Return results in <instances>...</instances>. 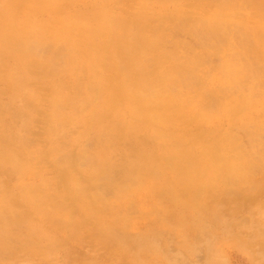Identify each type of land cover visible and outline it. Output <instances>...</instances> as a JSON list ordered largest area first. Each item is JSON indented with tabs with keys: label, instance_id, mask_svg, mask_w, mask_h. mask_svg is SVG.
I'll return each instance as SVG.
<instances>
[{
	"label": "rangeland",
	"instance_id": "obj_1",
	"mask_svg": "<svg viewBox=\"0 0 264 264\" xmlns=\"http://www.w3.org/2000/svg\"><path fill=\"white\" fill-rule=\"evenodd\" d=\"M71 1L73 2V0L62 1L64 5L63 9L65 8L66 12L62 11L63 14L62 12L60 13L61 17L54 15L52 13H50L51 15L41 14L40 16L28 17L24 13L23 6H22L24 5L25 0H0V158H1V155L4 154L5 152L13 151L14 153H17L20 156V158H23L22 159L23 164H25L24 166H27V169H26L27 172H22V171L15 172L14 175L11 176L12 177L11 181H8L9 183L7 182L9 178L6 177V180L5 179L3 180L7 182L6 187H9V188L12 187L16 189L20 185H28V184L30 186H27V187L42 186L44 189L48 190V192L54 193V194L58 192V195L64 198L65 195H67V191H69L70 193V191H72L75 186L79 187L81 185L80 188H85V187L88 188L91 186V183L93 181L87 180L85 174L88 172H91L92 169L89 165L79 166V167H74V168L71 167L72 169L69 172L71 174L70 175L68 174L66 176L65 174H67L68 172L67 173H64V172L61 173V172L63 170L69 171L66 169H70L69 168L70 165L68 167V164L66 165L60 164L61 166L64 165L63 167H61L60 165H56L55 161L58 159V157H60L59 154H61L60 153L61 151L62 153H76V154L79 153L81 155H87V152H88V153L95 154V156H97V158L99 160H102L104 163L110 162V163H113L119 166L123 165L126 162L133 163L135 165L144 163L146 167L145 170H143L142 172L141 171L139 172V170H137V173L135 174L134 172L133 174L136 175V178L137 177L139 178L140 176L139 174L144 173L143 182L144 181L148 182L151 189H150V192L138 190L137 185L140 184L141 180H137L136 185L134 184L137 188L133 186L134 189L131 192L123 195L122 202H118L119 209L115 211L104 210V213H101V211L103 210L102 208L107 209L108 205L105 202H103L101 199L93 198L94 193L89 194V195L87 194V196H83L84 199L80 198L81 202L79 201V203L76 202V200H71L67 198L64 202L65 204L64 207H67L69 205V208L71 209L73 208V209L71 210L68 208L67 210H64L62 208L63 212H62V209H60L59 212H57L54 215L55 217H52V218H54V221L60 222L59 221L60 219L68 221L67 218L71 216L69 217L70 221L71 220L73 222L77 221V222H80V224L87 223V222L92 223L89 225L88 224L76 225L78 230L73 227L61 226L62 228H64L62 230L56 227H52L49 221H44V219L39 215L28 214L27 211H25V214L23 213L24 214L22 216L23 222L21 223L18 220H15L14 218L13 219L14 221H16V223L11 220L10 222L9 215H6L7 222H6V219H0V223L2 222V224H0V257L5 255L4 260L0 261V264H86V263L88 264H139L137 260L136 262L135 259L126 257V255L124 254L125 251L122 250L118 242L112 241V237L108 235V233H105L103 232V230H100L101 229L100 227L104 225L103 218H107V217L117 218V215L121 217L122 222H125V223L127 222L126 226L128 225L129 226L126 227V229L128 231V234H130L131 236H134V233H136L139 235H145V236L147 235L148 238L153 239L154 238L153 233L154 235H156L157 233L159 234L161 231H164V233H166L165 235L167 236H165V238L168 239V242L165 245L163 244L159 246L158 244L156 245L151 244L150 247H145V249L139 250L140 251L139 254L143 262L145 263L150 264L153 261H158V263L160 264H187L186 259H188L189 262L191 261L190 264L191 263L192 264H249V259L252 254L250 250H248V246L251 244L252 236L248 235L249 237L248 238L246 237L245 243H241V244L236 240H232V239L227 240L226 238L225 239L220 238L217 242L220 244L216 243V245L214 246L213 244L217 237L213 236L214 238L211 239L213 242L210 243L211 245H210L209 250L205 249V246L209 244L208 242H202V241L201 243L199 242L202 239L199 236V234L196 232V229L199 227L200 224L205 223L206 220L205 218L201 219V217L198 216L200 213L196 209V202H195L196 200L191 195L189 191V187L195 184L193 187H191V189L196 190L199 188L202 189L201 187L204 188V186H209L208 187L209 189L206 188L200 191L202 194L197 193L199 195V199L201 198L200 203H202L203 205L205 201H207L208 203L210 201L215 202V199H216L215 193L217 191L221 192L222 190H226L231 187L233 189L237 188L236 190H241V191L244 190L243 193L245 194L244 198L246 199L245 201L246 205H245V212L243 215H245L246 217L250 216L251 213L249 211H251L254 208L264 210V193L260 195V194H257V191L253 190L254 186H255V189L259 188V186L260 187L264 186V174L258 173V175H255V174L253 175L252 170L249 169V167L252 166L250 164L252 162L253 155H251V157L250 155H247V154H250L251 153L250 151L252 150V147L247 146L248 144L247 142H251V143L253 142V141H250L251 140L250 138L256 139L258 138L256 136H260L261 138L264 137V130H263L264 129V96H263L264 95V85L261 84L262 82H264V78H263L264 76L263 67L264 66H262L264 64L263 62L264 61L263 60L264 59L263 57L264 56V0H258L259 1L258 7L250 6V4L247 7V4L244 3V0H242V2H240V0H228V1L226 0H204L205 3L203 2V0H199V1L192 0L194 3L191 1V4L193 3L194 5H192L191 7H190V3L189 5L188 3H186V1H189V0H180V1L178 0L177 2H173V3L170 2L173 0H169L168 2L170 5L168 6V3H166L167 2L166 1L164 2L166 4H164V6L162 5L163 7L161 6V2H158L159 4L158 3L154 4L151 1V6H153V9H157L155 10L157 11V13L154 10H151V11L149 10L150 12L147 11L148 6H150L149 4L150 2L147 3L148 2L147 0H144V1L140 0L139 1L140 3L137 0L135 1L134 0L132 1L131 0L129 1L121 0L120 2H115V0L113 1L108 0L109 2H111L108 5V9L103 7L102 5L104 4L105 6L107 4L100 2V1H105V0H98L100 5H102L101 9L100 8L98 9L97 7L93 5L92 8H90L91 10L86 9V7L90 5L88 3H91L90 2L91 0H87L88 2L86 0H78V1L75 0L73 3ZM130 1L136 4L137 7L133 4L134 7L136 8H133V7L131 8L130 6H132V3H130L131 5L129 3L127 5V2H130ZM136 1L141 6V8H139L138 10L137 8L140 6L138 3H136ZM206 1L208 2L207 4H206ZM124 3L128 7H125ZM142 3L143 4L145 3V5L147 3L148 6H144ZM201 3L203 5H201ZM241 3L242 5L243 3L245 5L241 7ZM117 4H119V7H116ZM173 4L175 5L172 6ZM226 4H228V6H226ZM83 5L84 6L86 5V7H84ZM109 6H111V8H109ZM142 7H145V10L142 11ZM164 7L165 8L168 7L167 10L164 9ZM115 8L119 12L117 11L115 12L116 10ZM118 8H121V10ZM86 10L88 12H86ZM104 10L105 12L108 11L105 14L112 13L109 15L107 14L109 17L110 15L117 16L116 18H114V16H111V19L114 18V20L116 19L115 21H117V22L113 21L114 26L119 25L120 23H123V22L125 24L128 23L130 25H133L134 27L126 25L127 28L129 29L131 27L130 29H135V32L134 30L132 32L129 31L128 33L127 32L125 33L124 31L116 32L114 29L110 28L111 26L105 25V23L101 22L102 17L100 15V13H102ZM136 10L138 12V14H136L137 17L134 14H129V13H136L134 12ZM161 10H162V13H161ZM126 11H129V13L128 12L126 13ZM152 11H154V13ZM173 11L175 12L174 14H173ZM123 14L125 15L127 14V15L125 16ZM128 14L130 16L132 15L133 18L132 16L130 17ZM158 14H160V17H159L160 20L158 19ZM178 14L181 17H179L180 19L177 17V20H176V16H178ZM80 15L82 16L80 17ZM99 15L101 17L100 19H99ZM220 15H223V17L221 18ZM186 16L187 18H191L192 16V18L199 20L198 21L199 25L202 26L204 23L203 26L205 27L208 26L210 30L212 31L213 30L219 31L221 30V28H223V30L227 32V34L225 35V39L228 42L229 41L233 42V40L238 41V43L241 42L242 39L238 37L237 35H235L236 34L235 32L237 31V28H236L237 25L239 26L244 25L246 27L249 26L250 28H253L254 30L256 29L260 31L258 32L262 34L263 39L257 41L256 43H258V45L261 42L262 43L261 45H259L260 47L257 44L253 45L254 47H252V45H250L251 47H249L247 44H243L244 45L243 46L239 43V46H237V48L236 47L233 48L235 49L233 50V52L231 51L232 47H230L229 43L227 46L224 45L223 43L225 48L223 47V45L218 48V46L215 43L216 40L215 41L213 40L212 42L207 43L209 47L210 45H212L210 48L207 47V45L205 44L206 45L205 49L207 48L206 50H204V48H196L194 53L185 52L184 50L185 48L176 49V51L180 52L179 54H184L185 55L184 57L193 61L191 63H193L194 65L193 64L191 65V63H185L184 58L183 60L167 59L161 53H158L157 51L156 53H152V50L150 48L152 45H150V43L154 42L155 44L156 41L159 42V40L161 39L160 37H164L167 40H170V38L167 37L166 35L172 34L171 31L175 29V27H178L175 25L176 24L178 25L180 21H181L180 23L182 22L184 23ZM253 16L255 18H252ZM53 17L60 18L59 20H61L60 21L61 27L59 24L60 22L56 21L57 18H53ZM173 17H175L176 24L175 22L174 24L169 23V20H171ZM65 18L68 19L70 22L71 21L74 22V20H76L79 23V26H81L80 29L83 28L82 30H79V33H77L75 37L71 36L73 34L72 32H70L71 34L67 33L66 30L64 29L62 25V20ZM148 19L151 21V23L147 22ZM54 20L55 22H57L56 24H58L60 27V28L56 27L58 31H55L54 29L52 30V28H55V26H58L54 24L55 23ZM102 20H104V18ZM51 21H53L54 23ZM195 22H196V25H198L197 21ZM195 22L193 21V23ZM221 22H223L224 24L226 23L225 26ZM52 23L53 25H51ZM85 23H87L88 25H85ZM145 23L148 24L147 25L148 27L144 28ZM31 24H33L31 29L35 27L42 33L41 35H44L43 37H40L41 40L43 39L44 41H47L48 43H51V44L56 42L60 44L61 46L68 45L67 48H71L72 51L74 50L73 47H75V49L78 50V51L77 50L75 51L79 53L77 54V57L91 55L92 59L90 60L89 66L87 65L86 68H83L82 66H80L79 63H81V60H79V61H75L76 63L74 62L77 65L75 64L72 65L73 64L72 63L71 64L72 67L66 66L65 69L61 68V71L59 70L58 72H55L56 74L54 73L55 75L53 73H51V75L37 74L32 67L33 61L36 58L33 54L28 55L29 58L26 60V58L23 59L24 57L19 58L17 54L14 52V50H18L16 46V41L17 40L21 41L23 39V37L26 35L25 30H27L28 33H31V36L32 34L34 36L39 33V31H37L34 34V30L30 31L28 29L29 25ZM82 24H84L86 28H84L85 26L84 25L82 26ZM110 24H111V21H110ZM139 24L141 25L140 27L138 26ZM190 24L191 23L189 22L188 24L181 25V26L188 25V27L185 26L187 28L183 27L186 32L184 33L185 36L183 35L184 37L183 36L182 37L183 38L188 37V39L190 40L192 38L193 39L195 38L197 40V37L195 35H194L195 37L193 36L191 38L186 30L188 28L190 29L189 27ZM157 25L160 28H162V35L153 32L156 29V27H158ZM161 25L163 27H161ZM48 26L52 28L50 29L48 28ZM41 27H43V29L40 30ZM166 27L168 28V30H165L167 29ZM151 28L153 29L151 30ZM227 28L230 31L229 33H228ZM84 29L86 31H84ZM230 29L232 30L233 33L231 32ZM149 30L152 32H150ZM100 32H103V34H101ZM62 33H64V35H62ZM92 34H94L95 36H93ZM98 34H100L101 36ZM107 34L108 35L111 34V36L110 35L107 36L108 39L106 37ZM124 34H127L126 38H124ZM137 34L140 37H146L148 44L146 43H143L142 45L139 44L140 49L138 48L139 47L138 44L136 48L131 47V49L132 48L134 49V50L132 49L134 52L130 50V52L132 51V53L129 52L131 55L130 54L128 55H129V58L134 60L133 62L131 61V59L128 58V55H125V51H122L121 47H123L125 44L126 45L133 44L132 42H130V39L133 36L136 37ZM186 34H188V36ZM239 34L241 35V33ZM57 35L59 36V39ZM252 35L254 36V32H252ZM31 36L28 37V40L34 39L35 41L36 39H39L37 36H35L37 38H33V36L31 38ZM67 36L70 38V41L72 40L71 42L70 41L67 42L68 41L66 39ZM60 38L66 39L67 43L65 41L63 42V40ZM127 38L129 41L127 40ZM237 38L238 39L240 38L241 40L240 39L238 40ZM250 39L253 42L255 41L254 38H250ZM78 40H79V43H77ZM110 40H112L114 44H112V41ZM174 40H178V39H174ZM19 43L21 42H17V45ZM54 45H57V44H54ZM256 45L258 46L259 49L257 47L255 48ZM107 46H109L110 48H107ZM245 47L246 49L248 47L249 50L253 48L252 52L250 51L253 54L256 51H258V53L254 55L253 54L249 55L250 53L245 51ZM158 48L160 49V47ZM221 50L223 51L221 52ZM227 50L229 54H227ZM85 52H87L86 53L87 55L85 54ZM109 53H110V56H109ZM200 54H203V55L206 54L208 56H211L212 58L210 57V59L215 60V63H213L212 60H211L212 61L211 63H210V60H208L209 63L207 64L201 63L200 60L195 59V57L200 56ZM225 54H227L226 57H225ZM217 55L220 57L215 58V56ZM156 56L158 58H155ZM222 56L225 59H223ZM255 56H257L256 57L257 59L255 58L253 60L252 58ZM115 59H118V60H115ZM216 59L217 61L218 59L219 60L223 59L221 60L222 64L219 65V63L216 62ZM236 59H239L241 61L239 62L238 60L237 66H235L236 64L235 61H237ZM250 59L253 60L251 62L257 61V63L255 62L256 64L253 63L252 65V63L249 61ZM179 60L180 62H178ZM225 60L226 62L228 61L226 64L224 63ZM243 60L250 62V65L247 62H244ZM96 61H98V63ZM259 61H260V66L262 67V69L253 70V69H258ZM91 62H93L92 65H91ZM168 63L170 65H168ZM200 64H203V65L201 66ZM229 64L231 66H229ZM239 64L241 66H238ZM179 65H183V67H192V68L196 67L195 69L196 75H198L197 77L202 82L201 83L198 82L199 84L196 83L197 85L195 86L193 85L194 87L189 86L188 82H186L185 85L184 84L182 85L180 83L181 75H179L178 76L179 80L177 83L179 84V86L171 90V88H169L168 85L170 83H173L172 81L178 75L179 71H177V69H180ZM199 65L200 67H198ZM134 66H136L135 68L137 69L138 72L136 71V69L134 70ZM221 66L222 68H225L226 73L224 70H222ZM248 68L249 69L251 68V70H249ZM104 69L107 70V72L104 71ZM108 69L112 71L110 72ZM167 69L169 71H167ZM62 70L65 72H63ZM172 70H174L176 73H174ZM229 70L230 71L233 70L234 72L232 73ZM141 71L145 74L144 77ZM222 71H224V74L222 73ZM251 71H255L253 73L254 74L256 73L255 76L257 80H258L257 76L261 74L259 75V79H262V81H260L259 83L262 86L258 84L259 80L258 81L255 80L256 78L253 77L254 74L251 73ZM256 71L259 73L258 75ZM61 72H63V74H61ZM227 72L229 75L227 74ZM146 73L148 75H146ZM165 73L168 74L167 75L168 78L166 77ZM52 74H53V77H52ZM226 74L228 76H226ZM241 74L242 75L244 74L246 77L244 75L240 76ZM45 75H48L49 77ZM139 75L140 76L142 75V76L140 77ZM171 75L172 76L174 75L173 77L175 78L173 79L172 77V79L170 80L171 82L170 81L168 82L167 80L169 79V77L171 78ZM162 76H164V78H167V79H162L163 78ZM158 77H160V79ZM143 78L144 79L146 78L145 81ZM238 78L240 79L243 78L244 81L240 80L237 84ZM232 80H235V81H232ZM232 82H234L235 84ZM246 83L247 85L245 87L244 85ZM149 84L151 86L152 91H154L153 89L159 91L158 93L159 96L165 97L166 93L170 94V95L168 94V97L167 96L165 97L166 99L165 98L163 99L162 97V102H165L164 107H162V105L161 106L158 105V106H155L154 108V110H157V109L158 111L161 110L160 112H158V114H161V115L164 114L165 110L169 111V112L168 111L165 112V114L168 120L172 119L171 122L168 124L161 125L160 127L163 130H166L165 133L168 132L169 129L171 130L172 133L170 135H167L169 137L164 136L167 133L166 134L163 133L164 135L162 136V134H160L161 133L160 128H157L158 130H156L155 126L152 128L150 126H147L146 124L145 125L143 124V121L147 120L146 113L148 112V109L147 107H138L139 104L142 103L143 101L150 100L149 98L148 99L145 98L148 95L151 98L154 97L152 100H155V101H157L159 98L157 94L152 95L150 94L151 92L146 91L148 87L150 90ZM201 84L205 85V87L202 86L205 89H202L199 87L201 86ZM91 85L93 86V88H91ZM142 86H143V89L145 88L146 90H144L143 92L141 90L138 91L137 87L141 88ZM226 86L228 88L224 89V87ZM235 86H237L239 91L236 88H233ZM240 86L242 87L244 86V87L242 88ZM157 87H159L160 90L162 91H160L159 88ZM239 87L241 88V90ZM45 88L47 91L45 90ZM167 89L171 90L172 92L171 91H170L171 93L169 91L167 92ZM219 89H221L222 92L229 90L228 93H226L227 97L225 95V92H223V94L222 92L219 93ZM164 90L166 92H164ZM130 91H132L133 95L132 93L130 94ZM234 92L237 94H235ZM144 93L147 96L144 95ZM189 93H193V95L192 94L190 95ZM242 93H244L243 95L245 96V98L243 97V95L241 97ZM213 94H217L218 97L221 96L220 98H222L223 96L225 97L221 99L223 101L219 100V98L217 97L218 99L216 100L220 102L219 104L218 102L216 103L215 102L216 100L214 99L216 98L217 95L215 96ZM138 95L140 97L143 96L145 100H143L144 99L143 97L141 101L137 100ZM207 95H210V96L212 95L213 97L212 99L214 100L215 103L211 100V98L209 99L210 96L208 97ZM230 95H233V96L230 97ZM116 96H118V98ZM180 96H183L182 98L184 99H182ZM179 97L181 98L182 101L180 100ZM192 97L193 98L196 97V98L193 99ZM190 98L192 99V101L189 100ZM225 98H227V100ZM159 99H161V97ZM228 99H231L232 101L234 100L235 102L233 101L232 103V101L230 102V100ZM58 100L59 101L61 100L60 103ZM172 100H174L175 103ZM66 101H67V105L70 106V107L69 106L67 107L68 110L61 108L63 105L65 106L63 108H66L67 106ZM209 102L211 104H209ZM247 102L251 104H248ZM57 103H59L61 107L58 106L59 104L57 105ZM184 103H186L185 105L187 107L186 109L183 110L182 108H185ZM207 103H208L207 106H210V107L213 106V104L215 106L218 105L217 107L218 109H213L215 108V106H213L211 107V109L213 110H208L210 107L206 108ZM222 104L224 106H222ZM244 105H246L247 108L243 110L241 107L242 106L244 107ZM195 107H198V108H195ZM220 107H222V109ZM170 108L174 112H172ZM219 108L221 110H219ZM233 108L235 110H233ZM140 110L142 113L140 112ZM241 110L242 111L246 110V111L243 113ZM178 111L179 112L183 111L182 112L183 115L181 114V112L180 114H178L179 113ZM236 111H241L242 114L239 112L237 115ZM17 112L19 114L20 113L22 114L20 116H16V114L18 115ZM23 112L25 114V117H24ZM198 112H199V115L197 114ZM155 113H157V111ZM200 113H202L204 118L202 117V115L200 116ZM206 113H207V116H206ZM181 116L183 117L180 118ZM240 116H242V119ZM39 118L41 121L40 124H39L40 121H36V119L38 120ZM138 120L139 121L143 120V121L139 122ZM35 122H38V123H35ZM253 125L255 128L253 127ZM46 126H47V130H46ZM50 126H54L56 127V129L53 132L52 131L49 132L48 128ZM27 127H28V131H26ZM157 127H159V125ZM260 127H263V128H260ZM29 128L31 130H29ZM259 128L261 129V131ZM234 129L236 130L237 133H240L239 131L244 132L247 130V133L248 132L250 133L249 137H246V138L243 137L241 138L242 139L241 140L240 137H242L244 133L241 132L242 136L240 134H237L238 135L237 137L235 136L236 133ZM237 129L239 130L237 131ZM22 131H24L23 132L24 138L21 133ZM260 133L261 135L263 134V136L259 135ZM103 134H104V137H102ZM201 134H204V135L202 136ZM215 134L217 135V138ZM174 135H176V137L181 136L183 138L182 139L180 137L181 140H183L181 142L182 146L176 142V140L174 139ZM196 135L197 137L199 136V139H201V136L203 137L201 139V143H200L201 145L197 144L199 139L195 137ZM12 136H13L12 139L14 140L11 139ZM170 136L172 138H170ZM233 136L234 138H238V140L239 139L240 140L237 141V139H235L236 142L234 143L235 140ZM7 137H10V138L6 139ZM226 138L229 139L228 141L226 140L228 143L227 142L224 143ZM213 139L219 144L216 143ZM231 139L233 143L229 144V141H231ZM259 139L255 140L258 143V144L256 143L255 145L256 147L258 145V148H261V147L263 148L264 138H262L261 141ZM5 140L9 143H7ZM205 141H208L209 143H211V145L214 144L212 142L216 143L214 145L218 144L219 146L218 145L217 146L219 147V149L221 150L222 148V152L225 156L224 158H228V156L232 157L234 154H241L239 150L240 148L238 149L237 146L244 145L243 143H245L246 141V151L248 152V153L246 152V160L244 158H241L242 154L240 156L237 155L238 156L237 158H240V160L242 161L233 160V157H235L236 155L232 157V160L229 158V160L232 161V163L234 164L244 163V161H246V169H241L240 171V174L242 172L243 175L239 174L240 176L234 178L235 181H231V179H229L230 177L228 178V176L226 179V175L229 174L230 176V172L225 167L221 168V170L220 169L219 170L209 169V170H203L204 172H200V170H202L201 168H203L206 164L210 163L207 161L209 157L207 156V153L205 152L211 148V145L208 142L206 143ZM117 142L118 143L120 142L119 145ZM127 143L129 146L128 149H127ZM251 143L249 145H251ZM89 144H90V147L92 144L94 148L87 147L89 146ZM218 147L212 146V148L217 149V150H218ZM234 148L238 149L237 153L235 151L236 149L233 150ZM129 149H131V151ZM53 150H56V151H53ZM181 150H183L184 153H182ZM179 153H181V155L183 156V157H179V159L184 160V161L185 160L188 161V158L190 157V156L188 157V153H193L194 156L197 157V159L194 161L195 164L201 165V167L200 168H196L195 166L189 167L190 164H188V167H187V164L182 165L184 168L185 167L187 168L183 170H188L187 172H189V176L179 177L178 174L174 172L173 165H171L172 163L170 165H167L169 164V161L167 163V161L164 160L171 156L178 157ZM198 155L200 156L198 157ZM135 156L136 158H134ZM248 156L250 157L249 159H248ZM142 157L146 159L143 160L144 158ZM191 158L192 157H190V159ZM157 159H158V164H156ZM225 160L229 161L228 159H225ZM58 166L62 168V170ZM153 167L154 168L157 167L158 171L154 169ZM10 168H12V166H10ZM168 168L171 170H169ZM121 170L123 171V169ZM20 172L22 173V175H20ZM155 172H156V177L154 175ZM59 173H61V175ZM62 174L65 177L66 182L64 181L61 182L62 180H64V177L62 176ZM198 174H199V177H196ZM201 175L202 177H204L203 175H206V178L204 177L203 179H200ZM68 176L70 177L72 176V178L74 176L75 179L74 178L72 179ZM123 179L124 177L122 176L121 180ZM75 182L76 183L78 182V183L76 184ZM212 184H215V186L217 185L218 187H213L214 185L211 186ZM58 187H61V188H58ZM166 190L171 191L173 193L171 194L161 193V191H166ZM160 193L163 194L162 197H160L159 195ZM173 195L176 197H174ZM213 197L215 199H213ZM85 199H89V200H85ZM96 200H97V203H96ZM176 200H179L178 203L176 202ZM214 202L209 203V206L213 207ZM101 203H104V204H101ZM129 204L130 205L132 204V205L130 206ZM81 205L86 206V209L84 211H81L80 209ZM44 207L45 209L46 207L49 208V210L52 208V206L50 205H45ZM99 207H102V208L99 209ZM124 207L127 208L126 210L128 209L129 211L133 210L134 213L133 211L126 212L125 210L122 212L121 210H123ZM134 207H137V208H134ZM155 208L156 210H153ZM75 210L77 211V213ZM69 211H71V213H69ZM79 211H80V214H79ZM72 212H75V213H72ZM128 214L131 216H129ZM89 219H91V222L87 221ZM8 221H9V224H8ZM10 223L12 226L10 225ZM106 223H109V222L107 221ZM44 225L45 227L43 228ZM249 225H250V222L246 221V233L247 234L249 231ZM20 227H23V228L20 229ZM48 227H50V229ZM81 227L82 229H80ZM197 235L200 238L199 241L195 238V237L198 238ZM8 238H12V240L10 242H6ZM34 238L35 240L37 239L35 243H34ZM108 238H110L111 241L107 240ZM196 242H199V243L197 244ZM139 246L142 247L141 245ZM212 246L214 247L213 251L211 250ZM244 246H246V248ZM131 248L132 246L127 247L125 249H131ZM201 248H202V251H200ZM175 249L176 251L174 252ZM203 250H206V251H203ZM260 251H261L260 254H264V250H260ZM200 257H205V260H203L204 258L201 259ZM79 260H81V262ZM121 260L123 263L120 262ZM199 260H202V261H199ZM259 264H264V261L262 259L259 260Z\"/></svg>",
	"mask_w": 264,
	"mask_h": 264
},
{
	"label": "bare ground",
	"instance_id": "obj_2",
	"mask_svg": "<svg viewBox=\"0 0 264 264\" xmlns=\"http://www.w3.org/2000/svg\"><path fill=\"white\" fill-rule=\"evenodd\" d=\"M62 1H65V0H25V3H24V5H22L23 6V11H24V13L28 16V17H33V16H40L41 14H49V15H51L50 13H52V14H54V15H57V16H60L61 17V12L62 11H64V12H66L65 11V8L63 9V3H62ZM68 1V0H67ZM75 0H73V2H74ZM78 1V0H77ZM87 1V0H86ZM109 1H111V0H109ZM108 0H105V1H100L101 3H105V4H107V5H105L104 6V4H102L103 5V7H105V8H107L108 9V5H109V3H111V2H109ZM113 1V0H112ZM121 0H115V2H120ZM127 1H129V0H127ZM132 1V0H131ZM127 2V5H128V3L130 4V3H132V2ZM135 1V0H134ZM133 1V2H134ZM138 2L140 1V0H137ZM136 1V3H138ZM144 1V0H143ZM148 2L147 3H149L150 4V6H151V1L154 3V4H157L158 2H161V6L163 5L164 6V4H166V3H168V6L170 5L169 4V0H147ZM167 1V2H166ZM178 0H173V1H170V2H177ZM180 1V0H179ZM191 1L192 0H189V1H186V3H188V5H189V3H190V7L192 6V5H194L193 3L191 4ZM199 1V0H198ZM226 1H228V0H226ZM72 2V1H71ZM72 2V3H73ZM82 2V1H81ZM88 2V1H87ZM91 3H88V4H90L89 6H87L86 7V5H88V4H86L84 7H86V9H90V8H92V6L94 5L95 7H97L98 9L100 8L101 9V7H102V5H100V3H99V1L98 0H91L90 1ZM164 2H166V3H164ZM203 2L205 3V1L203 0ZM215 2V1H214ZM219 2V1H218ZM233 2V1H232ZM240 2H242V0H240ZM140 3V2H139ZM138 3V4H139ZM146 3V5H145V3L143 4L144 6H148V4ZM152 3V4H153ZM179 3V2H178ZM185 3V2H184ZM208 2L206 1V4H207ZM223 3H225V2H223ZM229 3V2H228ZM244 3L245 4H247V7H248V5L250 4V6H255V7H258L259 6V1L258 0H244ZM243 3V5H245ZM120 4V3H119ZM119 4H117L116 5V7H119ZM125 4V3H124ZM134 3H132V6H130L131 8L133 7V8H136L137 7V5L136 4H134L136 7H134V5H133ZM159 4V3H158ZM197 4V3H196ZM72 5V4H71ZM82 5V4H81ZM80 5V6H81ZM115 5V4H114ZM122 5V4H121ZM142 5V6H143ZM175 4H173L172 6H174ZM179 5V4H178ZM201 5H203L202 3H201ZM200 5V6H201ZM211 5V4H210ZM232 5V4H231ZM238 5V4H237ZM243 5H242V3H241V7H243ZM82 6V7H83ZM123 6V5H122ZM139 6H140V4H139ZM148 6V9H147V11L148 12H150L151 10H157V9H153V6ZM160 6V7H161ZM162 6V7H163ZM166 6V5H165ZM199 6V5H198ZM226 6H228V4H226ZM125 7H128V6H126V4H125ZM124 7V8H125ZM129 7V8H130ZM150 7V8H149ZM157 7V6H156ZM189 7V8H190ZM222 7V6H221ZM236 7H238V6H236ZM80 8V7H79ZM109 8H111V6H109ZM114 8V7H113ZM112 8V9H113ZM139 8H141V6L140 7H138L137 8V10L139 9ZM168 8V7H167ZM167 8H165L164 7V9H166L167 10ZM188 8V7H187ZM213 8V7H212ZM245 8H246V6H245ZM84 9V8H83ZM116 9V8H115ZM118 9H120L121 10V8H118ZM163 9V8H162ZM183 9V8H182ZM202 9V8H201ZM224 9H226V8H224ZM85 10V9H84ZM91 10V9H90ZM89 10V11H90ZM103 10V9H102ZM111 10V9H110ZM114 10V9H113ZM134 10V9H133ZM137 10L136 11H134V12H136V13H129V11H126V13L128 12L129 14H134V15H136V14H138V12H137ZM143 10H145V7H142V11ZM150 10V11H149ZM165 10V11H166ZM177 10V9H176ZM193 10V9H192ZM206 10H207V8H206ZM243 10V9H242ZM251 10V9H250ZM80 11H82V10H80ZM117 11V9L115 10V12ZM125 11V10H124ZM139 11H141V10H139ZM154 11H152L153 13H154ZM86 12H88L87 10H86ZM106 12H108V11H106ZM105 12V10L102 12V13H100V15H101V17H102V19L104 18V20H102L101 19V22H103V23H105V25H107V26H111L110 28H112V29H114L116 32H120V31H124L125 33L127 32H129V31H133L134 30V32H135V29H128L127 28V26L126 25H129V26H133V25H130V24H125L124 22L123 23H120L119 25H113V21H115L114 20V18H116L117 16H114V15H110V17L108 16L109 14H112V13H107V14H105L106 13ZM117 12H119V11H117ZM123 12V11H122ZM151 12V13H152ZM156 13H157V11H155ZM170 12V11H169ZM179 12V11H178ZM69 13V12H68ZM80 13V12H79ZM161 13H162V10H161ZM175 12L173 11V14H174ZM19 14V13H18ZM62 14H63V12H62ZM65 14V13H64ZM104 14V15H103ZM122 14V13H121ZM128 14V15H129ZM149 14V13H148ZM171 14H172V12H171ZM180 14V13H179ZM178 14V16H176V20H177V17L179 18V17H181L180 15ZM220 14V13H219ZM253 14V13H252ZM54 15H52V16H54ZM100 15H99V19L101 18L100 17ZM123 15H125V14H123ZM127 15V14H126ZM125 15V16H126ZM155 15V14H154ZM168 15H169V13H168ZM239 15H240V13H239ZM255 15V14H254ZM75 16V15H74ZM82 15H80V17H81ZM111 16H114V18H112L111 19ZM130 16V15H129ZM128 16V17H129ZM132 16V15H131ZM130 16V17H131ZM140 16H142V15H140ZM200 16V15H199ZM235 16V15H234ZM76 17H78V16H76ZM120 17V16H119ZM136 17H137V15H136ZM159 17H160V14H158V19H159ZM190 17V16H189ZM220 17L222 18L223 17V15H220ZM241 17V16H240ZM51 18V17H50ZM53 18H57V17H53ZM75 18V17H74ZM87 18V17H86ZM96 18V17H95ZM95 18H93V19H95ZM132 18H133V16H132ZM191 18H192V16H191ZM187 18V16H186V19L185 20H187V21H185L184 20V23L182 22V23H178V25L176 24V20H175V17H173L171 20H169V23L171 24V23H173L174 24V22H175V26H178V27H175V29H173L171 32H172V34H169V35H166L167 37H169L170 38V40H167L166 38H164V37H160L161 39L159 40V42L158 41H156L155 42V44H154V42L153 43H150V45H152L150 48H151V50H152V53H156V51L158 52V53H161L165 58H167V59H181V60H183V58H184V60H185V63H191V62H193V61H191L190 59H188V58H186V57H184L185 55L184 54H179L180 52H178V51H176V49H178V48H181V49H184L185 50V52H190V53H194V51L196 50V48H204V50H206L205 49V46L207 45V47H209L208 46V42H212L213 40L215 41L216 40V45L218 46V48L220 47V46H222L223 45V43H224V45H228V43L230 44V47H232V52H233V50H235V49H233L234 47H236L237 48V46H239V43L241 44V45H243V44H247L249 47H251L250 45H252V47H254L253 45H255V44H257L258 45V43H256L257 41H259V40H261V39H263L262 38V34L261 33H259L260 31L259 30H254L253 28H250L249 26H244V25H237L236 26V28H237V31L235 32L236 34L235 35H237L238 37H240L239 39L241 40V42H239L238 43V41H234L233 40V42H231V41H226V39H225V35L227 34V32L225 31V30H223V28H221V30H210V28L208 27H205V26H203L204 25V23H203V25L201 26V25H199L198 24V21L199 20H196V19H194V18ZM202 18V17H201ZM252 18H255L254 16L252 17ZM60 18H57L56 19V21H61V20H59ZM70 19H71V17H70ZM118 19H120V18H118ZM117 19V20H118ZM150 19V18H149ZM147 20V22H150L151 23V21L150 20ZM180 19V18H179ZM198 19H200V18H198ZM203 19V18H202ZM201 19V20H202ZM251 19V18H250ZM155 20V19H154ZM160 20V19H159ZM158 20V21H159ZM173 20H175V21H173ZM110 21H111V24H110ZM121 21V20H120ZM163 21V20H162ZM193 21L195 22V21H197V24L198 25H196V22L195 23H193ZM203 21V20H202ZM51 22H53V21H51ZM54 22H55V20H54ZM53 22V23H54ZM99 22H100V20H99ZM98 22V23H99ZM115 22H117V21H115ZM133 22V21H132ZM137 22V21H136ZM135 22V23H136ZM191 23L190 24V29L188 28V29H186L187 30V32H188V34H189V36L192 38L194 35L197 37V40L194 38H192L191 40L190 39H188V37H185V38H183L184 36H185V30H184V28L183 27H185V26H187L188 27V25H185V26H181V25H184V24H188V23ZM53 23L51 24V25H53ZM57 22H55L54 24H56ZM83 23V22H82ZM102 23V24H103ZM141 23V22H140ZM162 23V22H161ZM202 23V22H201ZM210 23V22H209ZM222 24H224L223 22H221ZM60 24V27H61V22L59 23ZM115 24H117V23H115ZM163 24V23H162ZM180 24V25H179ZM205 24H206V22H205ZM226 24V23H225ZM225 24H224V26H225ZM56 25H58V24H56ZM62 25H63V27H64V29L66 30V32L67 33H70V32H72L73 34L71 35L72 37H75L76 35H77V33H79V30H82V29H80V27L81 26H79V23L76 21V20H74V22L73 21H69L68 19H63L62 20ZM84 24H82V26H83ZM85 25H88L87 23H85ZM84 25V26H85ZM148 24L147 23H145L144 24V28L145 27H148L147 26ZM211 25V24H210ZM32 26H33V24H31V25H29V27H28V29L30 30V31H32V30H34V34L37 32V31H39L37 28H35V27H33V29H31L32 28ZM139 27L141 26L140 24L138 25ZM158 26V25H157ZM220 26V25H219ZM47 27V26H46ZM56 27H59V25L58 26H55V28H52V27H50V26H48V28H52V30L54 29L55 31H58V29L56 28ZM59 27V28H60ZM134 27V26H133ZM132 27V28H133ZM151 27V26H150ZM161 27H163L162 25H161ZM187 27H185V28H187ZM211 27V26H210ZM84 28H86V26L84 27ZM167 28V27H166ZM41 29H43V27H41L40 28V30ZM127 29V30H126ZM141 29V28H140ZM139 29V30H140ZM153 28H151V30H152ZM228 29V28H227ZM19 30V29H18ZM106 30V29H105ZM145 30H147V29H145ZM165 30H168V28L167 29H165ZM231 30V29H230ZM60 31V30H59ZM78 31V32H77ZM84 31H86L85 29H84ZM143 31V30H142ZM150 31V30H149ZM259 31V32H258ZM112 32H114V31H112ZM150 32H152V31H150ZM149 32V33H150ZM154 33H157V34H161L162 35V28H160L159 26L158 27H156V29L153 31ZM230 31H229V29H228V33H229ZM231 32H232V30H231ZM237 32H239V33H241V35L239 34V33H237ZM252 32H254V36L252 35ZM88 33V32H87ZM92 33H93V31H92ZM101 34H103V32H100ZM106 33V32H105ZM104 33V34H105ZM137 33V32H136ZM136 33H134V34H136ZM142 33V32H141ZM233 33V32H232ZM258 33V34H257ZM23 34H24V32H23ZM25 36L23 37V39L21 40V41H19V40H17L16 41V46H17V49L18 50H14V52L17 54V56L19 57V58H23V59H25L26 58V60L29 58V56L28 55H30V54H33L36 58L34 59V61H33V64H32V67H33V69L35 70V72L37 73V74H39V75H41V74H48V75H51V73H55V72H58L59 70L61 71V68H64L65 69V67L66 66H71V64L72 65H74L76 62L75 61H79V60H81V63H79L80 64V66H82L83 68H86V66L88 65L89 66V64H90V60L92 59L91 58V55H88V56H80V57H77V54H79L78 52H76L75 50H77V49H75V47H73V51L71 50V48H67V46L68 45H66V46H61L60 44H58V43H56V42H52L53 44H51V43H48L47 41H44L43 39L41 40L40 39V37H43L44 35H41L42 33L39 31V33L38 34H36V35H34L33 36V34H32V36H33V38H39V39H36L35 41H34V39H32V40H28V37H30L31 36V33H28L27 32V30H25ZM71 34V33H70ZM94 34H95V32H94ZM94 34H92L93 36H95ZM188 34H186L187 36H188ZM231 34V33H230ZM240 36H239V35ZM62 35H64V33H62ZM69 35V34H68ZM98 35H100V34H98ZM110 36H111V34H109ZM108 34L106 35V37L107 36H109ZM184 35V36H183ZM192 35V36H191ZM229 35V34H228ZM234 35V34H233ZM32 36H31V38H32ZM35 36H37V37H35ZM46 36H47V34H46ZM52 36V35H51ZM51 36H49V37H51ZM56 36V35H55ZM58 36V35H57ZM61 36V35H60ZM70 36V35H69ZM70 36V37H71ZM101 36V35H100ZM126 36H127V34H124V38H126ZM128 36H129V34H128ZM183 36V37H182ZM194 36V37H195ZM251 36H253V37H251ZM182 37V38H181ZM229 37V36H228ZM235 37V36H234ZM94 38V37H93ZM250 38H254L255 39V41L253 42V41H251V39ZM58 39H59V36H58ZM60 39H62V38H60ZM68 41H67V40ZM66 39H62L63 40V42L65 41H67V42H69L70 41V38L67 36V38ZM107 39H108V37H107ZM147 38L146 37H140L138 34L136 35V37L135 36H133L131 39H130V42H132L133 44H125V42H124V46L123 47H121L122 48V51H125V55H128V54H130V53H132V51L134 50L133 48V50L131 49V47H134V48H136V46H137V44H138V46H139V44H143V43H146V44H148V41L146 40ZM150 39V38H149ZM174 39H178V40H174ZM235 39V38H234ZM238 39V38H237ZM238 39V40H239ZM127 40H128V38H127ZM126 40V41H127ZM72 41V40H71ZM70 41V42H71ZM110 41H112V40H110ZM129 41V40H128ZM17 42H21V43H19L18 45H17ZM66 42V43H67ZM77 42V41H76ZM117 42V41H116ZM252 42V43H251ZM61 43H62V41H61ZM77 43H79V40H78V42ZM106 43H108V42H106ZM110 43V42H109ZM214 43V42H213ZM212 43V44H213ZM251 43V44H250ZM262 43V42H261ZM261 43L259 44V45H261ZM54 44H57V45H54ZM112 44H114L113 43V41H112ZM206 44V45H205ZM118 45H119V43H118ZM210 45V44H209ZM223 45V47L225 48V46ZM247 45H245V46H247ZM255 46V48L257 47L258 48V46ZM114 46V45H113ZM212 45H210V47H211ZM215 46V45H214ZM244 46V45H243ZM105 47H106V45H105ZM104 47V48H105ZM119 47H120V45H119ZM158 47H160V49L158 48ZM209 47V48H210ZM260 47V46H259ZM107 48H110L109 46H107ZM139 49H140V46L138 47ZM217 48V49H218ZM92 49V48H91ZM221 49V48H220ZM259 49V48H258ZM82 50V49H81ZM93 50V49H92ZM130 50H132L131 52H130ZM252 50H253V48L251 49V50H249L248 49V47H247V49H246V47H245V51H247V52H249L248 54L249 55H252L253 53H251L252 52ZM257 50V49H256ZM261 50V49H260ZM78 51V50H77ZM85 51V50H84ZM117 51H118V49H117ZM139 51V50H138ZM223 50H221V52H222ZM251 51V52H250ZM130 52V53H129ZM134 52V51H133ZM220 52V51H219ZM253 52H255V51H253ZM82 53H83V51H82ZM87 52H85V54H86ZM104 53V52H103ZM114 53V52H113ZM124 53V52H123ZM136 53V52H135ZM181 53H183V52H181ZM256 53H258V51H256L254 54H256ZM222 54V53H221ZM224 54V53H223ZM227 54H229L228 53V50H227ZM227 54H225V57L227 56ZM235 54H236V52H235ZM244 54V53H243ZM242 54V55H243ZM253 54V55H254ZM76 55V56H75ZM83 55V54H82ZM87 55V54H86ZM131 55V54H130ZM136 55V54H135ZM191 55V54H190ZM245 55H246V53H245ZM245 55H244V57H245ZM32 56V55H31ZM109 56H110V53H109ZM229 56V55H228ZM262 56V55H261ZM153 57H154V55H153ZM210 57L211 56H208V55H206V54H200V56H196L195 57V59H197V60H200L201 61V63H203V64H207V63H209V61L208 60H210V63L213 61V63H215V60H212V59H210ZM217 57H220V56H215V58H217ZM257 56H255V57H253L252 59L254 60L255 58H256ZM258 57H259V55H258ZM264 57V56H263ZM93 58H95V57H93ZM128 58H129V55H128ZM155 58H158L157 56L155 57ZM212 58V57H211ZM222 58H223V56H222ZM228 58V57H227ZM129 59H131V58H129ZM223 59H225V58H223ZM223 59H221V60H223ZM257 59V58H256ZM115 60H118V59H115ZM144 60V59H143ZM212 60V61H211ZM221 60H219L218 59V61H217V59H216V62L217 63H219V65H221L222 63V61ZM226 60H228V59H226ZM226 60L224 61V63L226 64L227 62H226ZM237 61H235V66H237V63H238V60L239 59H236ZM253 60H249L250 62L251 61H253ZM264 60V59H263ZM131 61H133L134 62V60H132L131 59ZM176 61V60H175ZM244 62H247L246 60H243ZM75 62V63H74ZM97 63H98V61H96ZM118 62V61H117ZM122 62V61H121ZM178 62H180V60L178 61ZM239 62H241L240 60H239ZM250 62H247L249 65H250ZM256 63H257V61H255ZM255 62H251L252 63V65H253V63H255ZM264 62V61H263ZM92 63L93 62H91V65H92ZM255 63V64H256ZM193 63H191V65H192ZM203 64H200L201 66L203 65ZM231 64V63H230ZM229 64V66H231ZM234 64V63H233ZM255 64H254V66H255ZM258 64H259V67H258V69H253V70H261L262 69V67L260 66V61L258 62ZM262 64V63H261ZM75 65H77V64H75ZM102 65V64H101ZM168 65H170L169 63H168ZM190 65V64H189ZM188 65V66H189ZM190 65V66H191ZM194 65V64H193ZM195 65H197V64H195ZM200 65L198 66V67H200ZM121 66V65H120ZM234 66V65H233ZM234 66V67H235ZM238 66H241L240 64L238 65ZM243 66H244V64H243ZM257 66V65H256ZM262 66H264V64L262 65ZM72 67V66H71ZM119 67V66H118ZM123 67H125V66H123ZM136 66H134V70L136 69L135 68ZM151 67V66H150ZM261 67V68H260ZM92 68V67H91ZM111 68V67H110ZM166 68V67H165ZM179 68L180 69H177V71H179L178 72V75L176 76V78L175 77H173L172 75H171V78L169 77V79L167 80L168 82L172 79V77H173V83H170L169 85H168V87L169 88H171V90L172 89H175V87H178L179 86V84H177L178 83V80H179V78H178V76L179 75H181L180 77V83L183 85H185L186 84V82H188L189 83V86H191V87H194L195 85H197L196 83H198V82H202V81H200V79L197 77L198 75H196V72H195V69H196V67H183V65H179ZM221 68H222V66H221ZM236 68V67H235ZM119 69V68H118ZM140 69V68H139ZM143 69V68H142ZM197 69H199V68H197ZM249 69V68H248ZM109 71H110V69H108ZM123 70V69H122ZM222 70H224L225 71V73H226V70H225V68H222ZM235 70V69H234ZM249 70H251V68L249 69ZM248 70V71H249ZM263 70H264V67H263ZM63 71V70H62ZM104 71H106L107 72V70H105L104 69ZM112 71V70H111ZM110 71V72H111ZM136 71H137V69H136ZM144 71V70H143ZM167 71H169L168 69H167ZM174 73H176L174 70H172ZM224 71H222V73L224 74ZM230 71V70H229ZM244 71V70H243ZM63 72H65V71H63ZM63 72H61V74H63ZM138 72V71H137ZM171 72V71H170ZM230 72H234L233 70L232 71H230ZM229 72V73H230ZM250 72V71H249ZM253 72H255V71H251V73H253ZM257 72V71H256ZM34 73V72H33ZM141 73H142V75H143V77L145 76V74L141 71ZM172 73V72H171ZM53 74H52V77H53ZM56 74V73H55ZM54 74V75H55ZM58 74V73H57ZM166 74V73H165ZM173 74V73H172ZM222 74V75H223ZM227 74H228V72H227ZM226 74V76H228ZM247 74V73H246ZM254 74V73H253ZM256 74V73H255ZM255 74H254V78H256V76H255ZM259 73L257 72V75H258ZM35 75V74H34ZM48 75H45V76H48ZM59 75V74H58ZM141 75V76H142ZM146 75H148L147 73H146ZM163 75V74H162ZM168 74H166V77L168 78V76H167ZM221 75V74H220ZM244 75V74H243ZM242 74L240 75V76H243ZM259 75H261V74H259ZM259 75L257 76L258 77V80H257V78L255 79V80H257L258 81V84L260 85V86H262L261 84H263L264 85V82H262L261 84L259 83L260 81H262V79H259ZM140 76V75H139ZM140 76V77H141ZM165 76V75H164ZM164 76H162L163 78L162 79H167V78H164ZM170 76V75H169ZM245 76V75H244ZM249 76V75H248ZM247 76V77H248ZM263 76V75H262ZM261 76V77H262ZM49 77V76H48ZM107 77V76H106ZM246 77V76H245ZM260 77V78H261ZM43 78V77H42ZM148 78V77H147ZM159 79H160V77H158ZM251 78V77H250ZM263 78H264V76H263ZM49 79V78H48ZM140 79V78H139ZM144 79V78H143ZM146 79V78H145ZM145 79H144V81H145ZM106 80H107V78H106ZM114 80V79H113ZM136 80V79H135ZM141 80V79H140ZM149 80V79H148ZM244 81V79L243 78H238V81H237V84H238V82L239 81ZM46 81V80H45ZM143 81V80H142ZM143 81V82H144ZM158 81V80H157ZM164 81V80H163ZM166 81V80H165ZM232 81H235V80H232ZM252 81V80H251ZM254 81V80H253ZM171 82V81H170ZM36 83V82H35ZM135 83H136V81H135ZM151 83V82H150ZM155 83V82H154ZM232 83H234V82H232ZM39 84V83H38ZM112 84V83H111ZM116 84H117V82H116ZM119 84V83H118ZM153 84V83H152ZM161 84V83H160ZM165 84V83H164ZM199 84V83H198ZM226 84V83H225ZM231 84V83H230ZM235 84V83H234ZM236 84V85H237ZM114 85H115V83H114ZM188 85V84H187ZM194 85V86H193ZM242 85V84H241ZM246 85H247V83L244 85L245 87H246ZM59 86V85H58ZM149 86H150V84H149ZM188 86V87H189ZM199 86V85H198ZM202 86H204L205 87V85H202L201 84V86H199L200 88H202V89H205V88H203ZM239 86V85H238ZM243 86V87H244ZM89 87V86H88ZM116 87V86H115ZM156 87V86H155ZM240 87H242V86H240ZM239 87V88H240ZM242 87V88H243ZM91 88H93V86L91 85ZM95 88V87H94ZM120 88V87H119ZM142 89H143V86L141 87ZM140 87L138 88L137 87V89H138V91L139 90H141L142 92L144 91V90H146L145 88L142 90ZM153 88V87H152ZM157 88H159V87H157ZM225 88H228L227 86L226 87H224V89ZM233 88H236L237 90H238V88H237V86H235V87H233ZM249 88V87H248ZM257 88V87H256ZM136 89V90H137ZM201 89V90H202ZM222 89V88H221ZM221 89H219V93L220 92H222L221 91ZM255 89V88H254ZM45 90H46V88H45ZM116 90H117V88H116ZM154 91H152L151 90V86H150V90H149V87L147 88V90L146 91H148V92H151L150 94H152V95H154V94H157L158 95V97L160 98L161 97V99H159L158 98V100L157 101H155V100H152L154 97H149V95L147 96L145 93H144V95H146L147 97H145L146 99H150V100H147V101H143L142 103H140L139 104V106L138 107H147V109H148V112L146 113V121H143V120H141V121H139V122H142L143 121V124L145 125H147V126H150V127H154L155 126V129L156 130H158L157 128H160L161 127V125H164V124H168V123H170L171 122V120L172 119H170V120H168V118H167V116H166V114H165V112H167L168 110H165V112H164V114L163 115H161V114H158V112H160V111H158V109L157 110H154V108H155V106H158V105H162V107H164V104H165V102H162V97H163V99L167 96L168 97V94L166 93V95H165V97L164 96H159V91H157V90H155V89H153ZM159 90H160V88H159ZM171 90H168L167 89V92L169 91H171ZM207 90V89H206ZM236 90V91H237ZM240 90H241V88H240ZM245 90V89H244ZM243 90V91H244ZM256 90V89H255ZM47 91V90H46ZM160 91H162V90H160ZM229 91V90H228ZM228 91H223V92H225V95H226V97H227V94L226 93H228ZM235 91V92H236ZM239 91V90H238ZM237 91V92H238ZM248 91V90H247ZM253 91V90H252ZM90 92H91V90H90ZM136 92V91H135ZM164 92H166L165 90H164ZM172 92V91H171ZM170 92V93H171ZM209 92H211V91H209ZM223 92H222V94H223ZM234 92V93H235ZM132 93V91H130V94ZM138 93V92H137ZM231 93V92H230ZM240 93V92H239ZM252 93V92H251ZM136 94V93H135ZM190 95L192 94L193 95V93H189ZM235 94H237V93H235ZM235 94H233V95H235ZM244 93H242L241 94V97H242V95H243ZM132 95H133V93H132ZM141 95H143V94H141ZM170 95V94H169ZM213 95H217V94H213ZM233 95H230V97L231 96H233ZM249 95V94H248ZM247 95V96H248ZM250 95H252V94H250ZM136 96V95H135ZM208 97L210 96V95H207ZM264 96V95H263ZM117 98H118V96H116ZM133 97V96H132ZM138 97V99L137 100H139V101H141L144 97L143 96H137ZM143 97V98H142ZM181 98L183 97V96H180ZM179 97V98H180ZM206 97V96H205ZM218 95L216 96V98H214L215 100L216 99H218L219 98V100H221L223 97H225V96H223L222 98H220V97H218ZM229 97V98H230ZM243 97L245 98V96L243 95ZM145 98L143 99V100H145ZM156 98V97H155ZM181 98H180V100H181ZM193 98V97H192ZM194 98H196V97H194ZM193 98V99H194ZM211 98V100L214 102V100L212 99L213 97H212V95L209 97V99ZM87 99V98H86ZM166 99V98H165ZM182 99H184V98H182ZM226 100H227V98H225ZM233 99V98H232ZM47 100V99H46ZM57 100V99H56ZM179 100V101H180ZM189 100H191L192 101V99L190 98ZM210 100V101H211ZM225 100V101H226ZM228 100H230V102L232 101L231 99H228ZM59 101V100H58ZM57 101V102H58ZM61 101V100H60ZM60 101H59V103H60ZM114 101V100H113ZM112 101V102H113ZM172 101H174V100H172ZM178 101V100H177ZM182 101V100H181ZM185 101V100H184ZM221 101H223V100H221ZM234 101V100H233ZM233 101H232V103H233ZM56 102V101H55ZM115 102H117V101H115ZM119 102V101H118ZM121 102V101H120ZM212 102V103H213ZM216 103L218 102L219 104H220V102L219 101H215ZM214 102V103H215ZM235 102V101H234ZM48 103V102H47ZM59 103H57V105L59 104ZM114 103V102H113ZM174 103H175V101H174ZM222 103V102H221ZM248 104H251V103H249V102H247ZM186 103H184V107L185 108H182L183 110L184 109H186V105H185ZM209 104H211L210 102H209ZM66 105H67V101H66ZM118 105V104H117ZM208 105V103L206 104V108L208 107H210V106H207ZM58 106H60L61 107V105L59 104ZM69 105H67L66 106V108H63V107H65L64 105L61 107L62 109H65V110H68L67 109V107H68ZM213 106H215L214 104H213ZM213 106H211V107H213ZM222 106H224L223 104H222ZM246 105H244V107H245ZM70 107V106H69ZM136 107H137V105H136ZM211 107L208 109V110H213V109H218L217 107H218V105H216L215 106V108H213V109H211ZM243 106L241 107L243 110L244 109H246L247 108V106L244 108ZM109 108V107H108ZM107 108V109H108ZM173 108V107H172ZM195 108H198V107H195ZM221 109H222V107H220ZM219 108V110H221ZM15 109V108H14ZM58 109H60V108H58ZM110 109V108H109ZM165 109H166V107H165ZM171 109V108H170ZM169 109V110H170ZM175 109V108H174ZM181 109V110H182ZM194 109V108H193ZM39 110V109H38ZM233 110H235L234 108H233ZM237 110V109H236ZM48 111V110H47ZM157 111V113H155V112ZM164 111V110H163ZM171 111H172V109H171ZM176 111H177V109H176ZM204 111V110H203ZM218 111V110H217ZM232 111V110H231ZM242 111V110H241ZM241 111H236L237 112V115H238V113L240 112L241 113ZM246 111V110H245ZM245 111H242L243 113L245 112ZM35 112H36V110H35ZM34 112V113H35ZM43 112V111H42ZM41 112V113H42ZM126 112V111H125ZM140 112H141V110H140ZM169 112V111H168ZM172 112H174V111H172ZM179 112V111H178ZM181 112V111H180ZM180 112L178 113V114H180ZM183 112V111H182ZM181 112V114L183 115V113ZM200 112V111H199ZM199 112L197 113L198 115H199ZM207 112V111H206ZM18 113V112H17ZM41 113H39V114H41ZM44 113V112H43ZM42 113V114H43ZM142 113V112H141ZM203 113V112H202ZM202 113H200V116L202 115ZM212 113H213V111H212ZM215 113V112H214ZM22 113H18V115L16 114V116H20ZM23 114H24V112H23ZM45 114V113H44ZM185 114V113H184ZM210 114V113H209ZM242 114V113H241ZM37 115V114H36ZM49 115V114H48ZM236 115V114H235ZM235 115H233V116H235ZM174 116V115H173ZM196 116V115H195ZM206 116H207V113H206ZM214 116V115H213ZM220 116H221V114H220ZM243 116V115H242ZM242 116H240L241 117V119H242ZM259 116V115H258ZM24 117H25V114H24ZM30 117V116H29ZM45 117V116H44ZM50 117V116H49ZM183 116H181L180 118H182ZM202 117H203V115H202ZM232 117V116H231ZM60 118V117H59ZM179 118V117H178ZM204 118V117H203ZM26 119V118H25ZM48 119V118H47ZM133 119V118H132ZM197 119V118H196ZM177 120V119H176ZM36 121H40V118L37 120L36 119ZM54 121V120H53ZM133 121V120H132ZM174 121V120H173ZM200 121V120H199ZM27 122V121H26ZM194 122V121H193ZM35 123H38V122H35ZM41 123V121L39 122V124ZM190 123V122H189ZM136 124V123H135ZM185 124V123H184ZM192 124V123H191ZM159 125V127H157ZM33 126H35V125H33ZM39 126V125H38ZM67 126V125H66ZM61 127V126H60ZM253 127H254V125H253ZM81 128V127H80ZM198 128V127H197ZM196 128V129H197ZM255 128V127H254ZM260 128H263V127H260ZM259 128V129H260ZM41 129V128H40ZM44 129V128H43ZM42 129V130H43ZM56 129V127H54V126H50L49 128H48V131L49 132H53L54 130ZM59 129V128H58ZM161 129V133L160 134H162V136L164 135L163 133H165V131L166 130H163L162 128H160ZM195 129V130H196ZM5 130V129H4ZM22 130V129H21ZM29 130H31L30 128H29ZM46 130H47V126H46ZM121 130H123V129H121ZM223 130V129H222ZM222 130H221V132H222ZM235 130V129H234ZM233 130V131H234ZM239 129H237V131H238ZM264 130V129H263ZM26 131H28V127L26 128ZM230 131H231V129H230ZM232 131V132H233ZM260 131H261V129H260ZM23 132L24 131H22L21 133H22V136H23ZM169 132V133H168ZM168 132H166L165 134L166 135H164V136H166V137H169V136H167V135H170L172 132H171V130L169 129L168 130ZM175 132V131H174ZM177 132V131H176ZM240 133H237L236 132V130H235V136H237L238 137V135L237 134H240L241 135V132L242 133H244V135L242 136V137H240V139L241 138H243V137H249V132L247 133V130L246 131H239ZM252 132V131H251ZM41 133V132H40ZM55 133V132H54ZM53 133V134H54ZM185 133V132H184ZM206 133V132H205ZM231 133V132H230ZM248 135H247V134ZM253 133V132H252ZM44 134V133H43ZM63 134V133H62ZM72 134V133H71ZM176 134V133H175ZM177 135V134H176ZM176 135H174V139L176 140V142L179 144V145H181L182 146V144H181V142L183 141V140H181V138L180 137H176ZM202 136L204 135V134H201ZM200 135V136H201ZM216 135V134H215ZM253 135V134H252ZM259 135H261V133L259 134ZM109 136V135H108ZM119 136V135H118ZM141 136V135H140ZM201 136V139L203 138ZM256 136V135H255ZM261 136H263V134L261 135ZM3 137V136H2ZM5 137V136H4ZM44 137V136H43ZM50 137V136H49ZM48 137V138H49ZM102 137H104V134L102 135ZM106 137V136H105ZM166 137H164V138H166ZM172 137H173V135H172ZM171 136H170V138H172ZM195 137H197V135L195 136ZM256 137H258V138H256V139H259V138H261L260 136H256ZM8 138H10V137H7L6 139H8ZM13 138V136L11 137V139ZM23 138H24V136H23ZM67 138V137H66ZM140 138V137H139ZM198 139H199V136L197 137ZM216 138H217V135H216ZM229 138V137H228ZM228 138H226L225 139V141H224V143H226L229 139ZM233 138H234V136H233ZM262 138H264V137H262ZM262 138L261 139H259L260 141L262 140ZM11 139H10V141H11ZM40 139V138H39ZM42 139V138H41ZM122 139V138H121ZM120 139V140H121ZM183 139V138H182ZM201 139H199V141H198V145H201L200 143H201ZM215 139V138H214ZM213 139V140H214ZM235 139H237V141H239L238 140V138H234V140ZM251 140L250 141H253L252 143L251 142H247L248 144H247V146L249 147H252V150L249 152L250 154H247V155H250V157H251V155H253L252 156V162H251V164L250 165H252V166H250L249 167V169H251L252 170V172H253V175L255 174V175H258V173H263L264 174V172H262V171H264V145H263V148L261 147V148H258V145H257V147H256V143H257V141H255L256 139H252V138H250ZM12 140H14V139H12ZM19 140V139H18ZM29 140V139H28ZM34 140V139H33ZM211 140V139H210ZM224 140V139H223ZM227 140V141H226ZM242 140V139H241ZM244 140V139H243ZM6 141V140H5ZM31 141V140H30ZM38 141V140H37ZM101 141V140H100ZM113 141V140H112ZM122 141V140H121ZM209 141V140H208ZM208 141H205L206 143L208 142ZM215 141V140H214ZM259 141V142H260ZM2 142V141H1ZM7 142V141H6ZM34 142H36V141H34ZM197 142V141H196ZM204 142V143H205ZM216 142V141H215ZM212 142V143H214V144H216V143H218V142ZM236 142V140L234 141V143ZM7 143H9V142H7ZM87 143V142H86ZM94 143V142H93ZM118 143V142H117ZM120 143V142H119ZM119 143H118V145H119ZM209 143V142H208ZM228 143V142H227ZM233 142H232V139H231V141H229V144H232ZM251 143V145H249ZM262 143V142H261ZM261 143H259V144H261ZM26 144V143H25ZM24 144V145H25ZM62 144V143H61ZM99 144V143H98ZM149 144V143H148ZM195 144V143H194ZM210 145H211V143H209ZM214 144H212L211 145V148L210 149H208L205 153H207V156L209 157V159H207V161L208 162H210L209 164H206L203 168H201L202 170H200V172H204L203 170H209V169H220L221 170V168H227L228 169V171L230 172V176H229V174L228 175H226V179H227V176H228V178L229 179H231V181H235L234 180V178H236V177H238V176H240V175H243L242 174V172H241V174H240V171H241V169H246V161H244V163H236V164H234V163H232V161H230L229 160V158L232 160V157L234 156V155H236L235 157H233V160H239V161H242V160H240V158H237L238 156L237 155H241L242 154V157L241 158H244L245 160H246V141H245V143H243L244 145H238L237 146V148L240 150V153L241 154H234L232 157L230 156H228V158H224L225 156H224V154H223V152H222V148H221V150L219 149V143L217 144V145H214ZM258 144V143H257ZM264 144V143H263ZM2 145V144H1ZM96 145V144H95ZM94 145V146H95ZM100 145V144H99ZM121 145V144H120ZM126 145V144H125ZM133 145V144H132ZM66 146V145H65ZM87 146V145H86ZM116 146V145H115ZM212 146H216V147H218V150L217 149H214V148H212ZM21 147V146H20ZM87 147H90V144H89V146H87ZM91 147L92 148H94L93 146H92V144H91ZM90 147V148H91ZM128 143H127V149H128ZM30 148V147H29ZM151 148V147H150ZM237 148H234L233 150H235L236 151V153H237ZM182 149V148H181ZM227 149V148H226ZM250 149V148H249ZM57 150V149H56ZM56 150H53V151H56ZM95 150V149H94ZM130 151H131V149H129ZM70 151H72V150H70ZM182 151V153H184L183 152V150H181ZM216 151H218V152H216ZM221 151V152H220ZM134 152V151H133ZM137 152H138V150H137ZM233 152V151H232ZM61 154H59V156L60 157H58V159L55 161V164L56 165H60V164H68V167H69V165H70V169H66V167H65V169L66 170H69V171H65V170H63L61 173H67V174H65L66 176L69 174H71V173H69L70 172V170L72 169V168H74V167H79V166H86V165H89L90 167H91V172H88V173H86L85 174V176H86V178H87V180H92L93 182L91 183V186L90 187H88V188H80V186L78 187H74V189L72 190V191H70V193H69V191H67V195H65V197L64 198H62L61 196H59L58 195V192L56 193V194H54V193H50V192H48V190H46V189H44L42 186H31V187H27V186H30L29 184L28 185H20L19 187H17L16 189H14V188H12L13 189V191H12V189L11 188H9V187H6V185H7V182L8 181H11V179H12V177L11 176H13L14 175V173L15 172H19V171H22V172H27V166H24L25 164H23V158H20V156L17 154V153H14L13 151H7V152H5L4 154H2L1 155V158H0V219H6V222H7V217H6V215H9V221L11 220V221H14V219L15 220H18L20 223L21 222H23V219H22V216L25 214V211H27V213L28 214H32V215H39V216H41L43 219H44V221H49V223H50V225L52 226V227H56V228H59V229H64V228H62L61 226H63V227H73V228H75V229H77V226L76 225H85V224H92V223H88L87 221H90L91 222V219H89V220H87L86 222L87 223H81L80 224V222H77V221H70V219H69V217H71V216H69L68 218H67V220L68 221H66V220H62V219H60L59 221L60 222H58V221H54V218H52V217H55L54 215L57 213V212H59V210L60 209H64V210H67L68 208H69V205L67 206V207H64V202H65V200L68 198V199H71V200H76V202H78L79 203V201H80V198H83L84 199V197L83 196H87V194L89 195V194H92V193H94V197L93 198H98V199H101L103 202H105L107 205H108V207H107V209L106 208H102V207H99V209H103L102 211H101V213H104V210H109V211H115V210H118L119 209V206H118V202H122V200H123V195H125V194H127V193H129V192H131L134 188H133V186L134 187H136L135 185H136V182H137V180H141L140 181V184L139 185H137V189L138 190H143V191H145V192H150V186H149V183L148 182H143V174H139L140 176H139V178L137 177L136 178V173H137V170H139V172L141 171H143V170H145V165H144V163H142V164H133V163H124L123 165H115V164H113V163H110V162H107V163H104L102 160H99L98 158H97V156H95V154H93V153H88L87 152V155H81V154H79V153H62V151L60 152ZM248 153V152H247ZM53 154V153H52ZM124 154V153H123ZM138 154V153H137ZM233 154V153H232ZM25 155V154H24ZM51 155V154H50ZM179 155H181V153H179L178 154V157H174V156H171V157H169V158H167V159H164L165 161H167V163H168V161H169V164H167V165H170L171 163V165H173V169H174V172H176L177 174H178V176L179 177H183V176H189V172H187L188 170H183V169H185L182 165H186L187 164V167H188V164H190L189 165V167L190 166H195L196 168H200L201 167V165H196L195 164V160L197 159V157L196 156H194V154L193 153H188V157L190 156V157H192L191 159H190V157L188 158V161L187 160H180L179 159V157H183L182 155L181 156H179ZM183 155H185V154H183ZM125 156V155H124ZM124 156H122V157H124ZM200 155H198V157H199ZM255 156V157H254ZM46 157V156H45ZM50 157V156H49ZM49 157H48V159H49ZM52 157V156H51ZM249 156H248V159L250 158ZM130 158H132V157H130ZM134 158H136V156L134 157ZM142 158H144V157H142ZM142 158H141V160H142ZM236 158V159H235ZM43 159V158H42ZM146 158H144L143 160H145ZM225 159H228L229 161H227V160H225ZM138 160V159H137ZM227 161V162H226ZM251 161V160H250ZM32 162V161H31ZM37 162H39V161H37ZM193 162V163H192ZM2 163H3V165H2ZM28 164V163H27ZM32 164V163H31ZM156 164H158V159H157V162H156ZM53 165V164H52ZM51 165V166H52ZM55 165V166H56ZM10 166H12V168H10ZM61 166V165H60ZM64 165H62L61 167H63ZM153 166V165H152ZM54 167V166H53ZM57 167V166H56ZM59 167V166H58ZM72 167V168H71ZM60 168V167H59ZM58 168V169H59ZM87 168V167H86ZM154 168V167H153ZM61 170H62V168H60ZM59 169V170H60ZM90 169V168H89ZM121 169H123V171L121 170ZM154 169H156L157 170V167L156 168H154ZM169 169V168H168ZM187 169V168H186ZM169 170H171V169H169ZM87 171V170H86ZM120 171V172H119ZM158 171V170H157ZM73 172H74V170H73ZM135 172V174H133ZM198 172V171H197ZM216 172V171H215ZM61 173H59L60 175H61ZM149 173V172H148ZM160 174V173H159ZM240 174V175H239ZM20 175H22V173L20 172ZM76 175V174H75ZM151 175H152V173H151ZM154 175H155V177H156V172L154 173ZM220 175V174H219ZM62 176H63V174H62ZM84 176V177H85ZM122 176L124 177V179L123 180H121V178H122ZM178 176H177V178H178ZM205 178H206V175H203ZM6 177L7 178H9V180H7V182H5L3 179H5L6 180ZM64 177V176H63ZM68 177H70V176H68ZM82 177V176H81ZM196 177H199V174L196 176ZM201 178L200 179H203L204 177H202V175L200 176ZM218 177V176H217ZM216 177V178H217ZM60 178V177H59ZM70 178H72V176L70 177ZM73 178H74V176H73ZM72 178V179H73ZM91 178V179H90ZM75 179V178H74ZM83 179V178H82ZM2 180V181H1ZM66 179H65V177H64V180H62L61 182H66L65 181ZM84 180V179H83ZM145 180H146V178H145ZM211 180V179H210ZM209 180V181H210ZM216 180H218V179H216ZM199 181V180H198ZM212 181V180H211ZM242 181V180H241ZM60 182V183H61ZM84 182H86V181H84ZM216 182V181H215ZM214 182V183H215ZM239 182V181H238ZM9 183V182H8ZM58 183V182H57ZM76 183V182H75ZM78 183V182H77ZM76 183V184H77ZM80 183V182H79ZM212 183V182H211ZM234 183V182H233ZM135 184V185H134ZM206 184V183H205ZM204 184V185H205ZM66 185V184H65ZM195 184H193V185H191L190 187H189V191H190V193H191V195L195 198V202H196V209L198 210V212L201 214H199L198 216H200L201 217V219L202 218H205V223H203V224H200L199 225V227L196 229V232L199 234V236L201 237V239L202 240H200V238H199V236H198V238L197 237H195L200 243H201V241L202 242H208L209 244H207L206 246H205V249L206 250H209V248H210V243L211 242H213L211 239L212 238H214L213 236H216L217 238H216V240L214 241V244H213V246L214 245H216V243L218 242V240L220 239V238H223V239H227V240H230V239H232V240H236V241H238L240 244L241 243H245V241H246V237L248 238L249 236H252L251 237V244L248 246V250H250V252H251V257H250V259H249V264H256V263H258L259 264V260H263L264 261V254H260V250H264V210H260V209H257V208H254V209H252L251 211H249L250 213H251V215L250 216H245V215H243L244 214V212H245V201H246V199L244 198V193H243V191H241V190H236V189H233L232 187L231 188H228V189H226V190H222L221 192H219V191H217L216 193H215V198L213 197V199H215V202L214 201H212V202H214V206L213 207H211V206H209V203H212L211 201L208 203L207 201H205V203H204V205L202 204V203H200V199H199V195L197 194V193H201L200 191L201 190H203V189H206V188H208L209 186H204V188L203 187H201L202 189H191V187H193ZM214 185V186H213ZM131 186V187H130ZM211 186H213V187H218L217 185L215 186V184H212ZM257 187V186H256ZM58 188H61V187H58ZM209 189V188H208ZM219 189H220V187H219ZM253 190L254 191H257V194H263L264 193V186H259V188H256L255 189V186H254V188H253ZM167 191V192H166ZM166 191H161V193H163V194H166V193H169V194H171V193H173V192H171V191H168V190H166ZM214 191V190H213ZM12 192V193H11ZM159 194L160 195V197H162L163 196V194ZM202 194V193H201ZM252 194V193H251ZM186 195V194H185ZM197 195H198V197H197ZM253 195V194H252ZM251 195V196H252ZM92 196V195H91ZM174 196V195H173ZM180 196V195H179ZM255 196V195H254ZM263 196V195H262ZM89 197V196H88ZM174 197H176V196H174ZM182 197V196H181ZM180 197V198H181ZM184 197V196H183ZM208 197V196H207ZM212 197V196H211ZM206 198V197H205ZM204 198V199H205ZM210 198V197H209ZM208 198V199H209ZM247 198V197H246ZM256 198H258V197H256ZM211 199V198H210ZM245 199V200H244ZM85 200H89V199H85ZM179 200H181V199H179ZM179 200H176V202L178 203V201ZM69 201V200H68ZM93 201V200H92ZM100 201V200H99ZM110 201V202H109ZM81 202V201H80ZM85 202H87V201H85ZM101 202V201H100ZM184 202V201H183ZM96 203H97V200H96ZM71 204V203H70ZM101 204H104V203H101ZM105 204V205H106ZM176 204V203H175ZM45 205H50V206H52V208L49 210V208H47L46 207V209H45ZM130 205V204H129ZM132 205V204H131ZM130 205V206H131ZM178 205H180V204H178ZM76 206V205H75ZM89 206V205H88ZM101 206H103V205H101ZM262 206V205H261ZM73 207V206H72ZM97 208H98V206H97ZM123 208V207H122ZM129 208V207H128ZM130 208H132V207H130ZM134 208H137V207H134ZM63 209H62V212H63ZM69 209H71V208H69ZM73 209V208H72ZM71 209V210H72ZM75 209V208H74ZM79 209V208H78ZM80 209H81V211H84L85 209H86V206H83V205H81V207H80ZM127 208H125L124 207V209L123 210H121L122 212L125 210L126 212L127 211H129V209L128 210H126ZM262 209V208H261ZM137 210V209H136ZM153 210H156V208L155 209H153ZM19 211V212H18ZM76 211V210H75ZM133 210H131V211H129V212H132ZM64 212H66V211H64ZM107 212V211H106ZM137 212V211H136ZM24 213V214H23ZM69 213H71V211H69ZM72 213H75V212H72ZM76 213H77V211H76ZM133 213H134V211H133ZM138 213V212H137ZM79 214H80V211H79ZM130 214V213H129ZM128 214V215H129ZM132 214V213H131ZM136 214V213H135ZM128 215H126V216H128ZM255 215H256V217H255ZM129 216H131V215H129ZM14 218V219H13ZM24 218V217H23ZM102 218V217H101ZM104 219V225L103 226H101L100 228V230H103V232H105V233H108V235H110L111 237H112V241H115V242H118V244L120 245V247L122 248V250L123 251H125L124 252V254L126 255V257H129V258H131V259H135V261L137 260L138 261V263L139 264H142V263H144V264H149V263H145V262H143V260H142V258H141V256H140V254H139V250H143V249H145V247H150V245L151 244H153V245H156V244H158L159 246L160 245H165L167 242H168V239H166L165 238V236H167V235H165L166 233H164V231H161L159 234L157 233L156 235H154V233H153V239L152 238H148L147 237V235L145 236V235H139V234H136V233H134V236H131L130 234H128V231H127V229H126V227H128V226H126V223L125 222H122V219H121V217L119 216V215H117V218L115 217V218H112V217H107V218H103ZM130 219H132V218H130ZM34 220V219H33ZM32 220V221H33ZM129 220V219H128ZM5 221V220H4ZM9 221H8V224H9ZM10 221V222H11ZM85 221V220H84ZM109 222V223H106V222ZM246 221L247 222H250V225H249V231H248V234L246 233ZM15 223H16V221H14ZM93 222V221H92ZM30 223V222H29ZM40 223V222H39ZM129 223V222H128ZM0 224H2V222L0 223ZM7 224V223H6ZM7 224V225H8ZM13 224V223H12ZM60 224H62V225H60ZM10 225H11V223H10ZM20 225V224H19ZM12 226V225H11ZM123 226V227H122ZM45 227V225L43 226V228ZM51 227V228H52ZM87 227V226H86ZM95 227V226H94ZM21 228H23V227H20V229ZM49 229H50V227H48ZM74 229V230H75ZM80 229H82V227L80 228ZM14 230V229H13ZM12 230V231H13ZM46 230V229H45ZM78 230V229H77ZM84 230V229H83ZM32 232V231H31ZM9 233V232H8ZM35 233V232H34ZM34 233H32V234H34ZM64 233V232H63ZM249 235V236H248ZM2 236V235H1ZM88 238V237H87ZM12 240V238H8V240L6 241V242H10ZM107 240H110L111 241V239L110 238H108ZM25 241V240H24ZM26 241H28V240H26ZM35 241H37V239L35 240V238H34V243H35ZM43 241V240H42ZM199 242H196L197 244L199 243ZM15 243V242H14ZM8 244V243H7ZM217 244H220V243H217ZM139 245H141L142 247H140ZM48 246V245H47ZM50 246V245H49ZM61 246H63V245H61ZM60 246V247H61ZM96 246V245H95ZM112 246V245H111ZM130 246H132V248L131 249H125V248H127V247H130ZM212 246V248H211V250L213 251L214 250V247ZM3 247H5V246H3ZM225 247V246H224ZM245 248H246V246H244ZM112 249V248H111ZM110 249V250H111ZM206 250H203V251H206ZM176 251V249L174 250V252ZM200 251H202V248H201V250ZM78 252V251H77ZM81 252V251H80ZM113 252V251H112ZM114 253H116V252H114ZM207 254V253H206ZM5 256V255H4ZM4 256H2V257H0V261H2V260H4ZM81 256V255H80ZM117 256V255H116ZM199 256V255H198ZM137 257V258H136ZM197 257V256H196ZM201 259L202 258H204L203 260H205V257H200ZM199 258V259H200ZM78 259V258H77ZM82 260V259H81ZM81 260H79L80 262H81ZM86 260V259H85ZM171 260V259H170ZM178 260H180V259H178ZM214 260V259H213ZM136 261V262H137ZM187 261V262H186ZM186 263L187 264H190V262H189V260L188 259H186ZM199 261H202V260H199ZM76 262V261H75ZM74 262V263H75ZM120 262H122V260L120 261ZM125 262V261H124ZM162 262V261H161ZM79 263V262H78ZM123 263V262H122ZM126 263V262H125ZM166 263V262H165ZM202 263H204V262H202ZM86 264H88V263H86ZM150 264H160V263H158V261H153L152 263H150ZM192 264V263H191Z\"/></svg>",
	"mask_w": 264,
	"mask_h": 264
}]
</instances>
